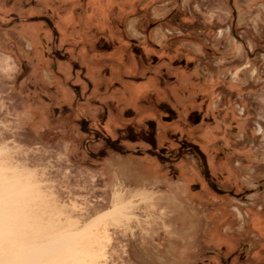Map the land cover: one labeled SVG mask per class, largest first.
I'll return each mask as SVG.
<instances>
[{
  "label": "rangeland",
  "instance_id": "1",
  "mask_svg": "<svg viewBox=\"0 0 264 264\" xmlns=\"http://www.w3.org/2000/svg\"><path fill=\"white\" fill-rule=\"evenodd\" d=\"M53 29L93 83L74 112ZM152 122L159 159L97 156ZM0 180L18 242L89 224L45 264H264V0H0Z\"/></svg>",
  "mask_w": 264,
  "mask_h": 264
},
{
  "label": "flooded vegetation",
  "instance_id": "2",
  "mask_svg": "<svg viewBox=\"0 0 264 264\" xmlns=\"http://www.w3.org/2000/svg\"><path fill=\"white\" fill-rule=\"evenodd\" d=\"M112 27H113V29H115L116 27H118V29H120L119 26H116V25H112ZM52 31H53V36H52L51 41L49 42V47H47L50 49L51 55L53 56L54 59L67 62L70 65V67L73 68L72 76H73L74 72L77 71L78 72V79L81 80L85 84V89H83L80 84L74 85L71 82L72 81V76H71L67 85H66V86H68V88L72 89V93H73L74 97L70 102L69 108H71L72 112H74V110H77L79 108L80 103H84L85 99H88V96H89V94L93 88V83L90 81L88 76H86L87 69L83 64H81L76 59L72 58L69 54H61L60 50H58V48H57L60 36H59L58 32L55 31L54 29ZM107 35H109V32H107ZM101 36L103 38L106 37L104 34H101V32H100V34L97 35V37L99 38ZM103 41H104L103 39L99 40V41L96 40L95 42H93L92 47L96 48L98 50L105 49L106 50L105 52H109L110 49L114 48L113 47L114 45H112V44H111V47L110 46L105 47V45H103L104 44ZM130 43H131V45L135 46L137 44V41L134 39H131ZM89 46H91V45L88 44V47ZM55 65L56 64H53V68L56 67ZM157 107H158L157 109L159 110L158 113H160V114L163 113L164 111L168 110V107L164 103L158 104ZM64 110H66V109H64ZM72 114L69 117L70 118L69 121L76 122L77 124H82L81 129L83 127V124H86L85 130H83V131L89 135L92 134V129L89 127V124H91L90 120L87 117H85L84 115H80V118H73ZM128 124H143V122L141 121L139 123V122H137L136 119H134L133 121L129 122ZM150 124H151V131H150L149 137H147L146 134H144V133L138 134L137 133L138 129L134 126H132L130 128V131H127L128 133H125L126 135L124 137H122V134H124V133H122L120 130H117L116 131V138L113 141H111V138H107L104 134L96 135L95 140H101V147L97 151V156H99V158H103L109 152H113V151L114 152L119 151V152H122L123 154H128V153L132 152L136 155L137 154L138 155L143 154L145 152V153H149L151 155H155V158L159 159L160 155H158V152L156 149V146L158 144L157 140H156V136H162L163 134H164V136H167L168 132L162 127H157L155 125V124H157L156 122H152ZM164 124H167V119L164 121ZM132 132L134 133L133 135L131 134ZM135 134H137V135H135ZM123 141L124 142H127V141L131 142V144L146 142L148 144V147H146L145 150L138 149L136 151L134 149H131L130 147L124 146V144H122ZM90 145H91L90 143L89 144L86 142L84 143V147H88V150H89Z\"/></svg>",
  "mask_w": 264,
  "mask_h": 264
},
{
  "label": "bare ground",
  "instance_id": "3",
  "mask_svg": "<svg viewBox=\"0 0 264 264\" xmlns=\"http://www.w3.org/2000/svg\"><path fill=\"white\" fill-rule=\"evenodd\" d=\"M14 185L15 183L0 180V252H12L8 255L9 257L7 256L5 259H0V264H45L46 256L55 255V252H57L63 243L71 241L89 226V224L84 225L74 234L51 235L48 242L38 247L35 244L29 245L24 242H18L14 234L8 230V225L10 224L8 203L14 200V197H18L22 194V191L14 189ZM124 208L125 205L122 203L115 204L112 206L109 214H120ZM5 240L6 242L4 243ZM43 247L44 249H42ZM38 248H40L39 251H37Z\"/></svg>",
  "mask_w": 264,
  "mask_h": 264
},
{
  "label": "water",
  "instance_id": "4",
  "mask_svg": "<svg viewBox=\"0 0 264 264\" xmlns=\"http://www.w3.org/2000/svg\"><path fill=\"white\" fill-rule=\"evenodd\" d=\"M85 125H86V124H83L82 130H85Z\"/></svg>",
  "mask_w": 264,
  "mask_h": 264
}]
</instances>
